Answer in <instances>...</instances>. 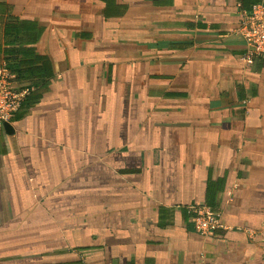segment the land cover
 Returning <instances> with one entry per match:
<instances>
[{
	"label": "crops",
	"instance_id": "0c3cea01",
	"mask_svg": "<svg viewBox=\"0 0 264 264\" xmlns=\"http://www.w3.org/2000/svg\"><path fill=\"white\" fill-rule=\"evenodd\" d=\"M259 1L0 0V264H264Z\"/></svg>",
	"mask_w": 264,
	"mask_h": 264
},
{
	"label": "built area",
	"instance_id": "2783aa9c",
	"mask_svg": "<svg viewBox=\"0 0 264 264\" xmlns=\"http://www.w3.org/2000/svg\"><path fill=\"white\" fill-rule=\"evenodd\" d=\"M240 35L246 46V56L257 58L264 54V0L242 12ZM27 89L20 86L11 72L0 65V129L18 111ZM197 232L206 235L222 227L220 213L208 205H193L188 209Z\"/></svg>",
	"mask_w": 264,
	"mask_h": 264
},
{
	"label": "trees",
	"instance_id": "16d2710c",
	"mask_svg": "<svg viewBox=\"0 0 264 264\" xmlns=\"http://www.w3.org/2000/svg\"><path fill=\"white\" fill-rule=\"evenodd\" d=\"M5 67L11 72V69H10V67H8V66H6L5 65ZM12 74V73H11ZM14 80L17 82V80L14 78ZM18 83V82H17ZM19 84V83H18ZM20 85V84H19ZM20 86H22V87H24V88H26L27 89V94L24 96V98H23V100H22V102H21V105H20V107H19V109L21 108V106H22V104H23V102H24V100L26 99V97H27V95H29V93L31 92V89H33L34 88V86L32 85V84H27V85H20ZM18 109V110H19ZM17 112V111H16ZM16 112H15V114H16ZM14 114V115H15ZM14 115H13V117H14ZM12 117V118H13ZM12 120V119H11Z\"/></svg>",
	"mask_w": 264,
	"mask_h": 264
},
{
	"label": "water",
	"instance_id": "95a60500",
	"mask_svg": "<svg viewBox=\"0 0 264 264\" xmlns=\"http://www.w3.org/2000/svg\"><path fill=\"white\" fill-rule=\"evenodd\" d=\"M4 128H5V129H9V130H11V126H10L9 123H5V124H4Z\"/></svg>",
	"mask_w": 264,
	"mask_h": 264
}]
</instances>
